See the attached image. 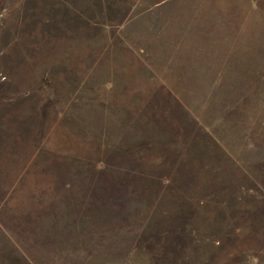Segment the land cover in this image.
Here are the masks:
<instances>
[{"label": "rangeland", "instance_id": "rangeland-1", "mask_svg": "<svg viewBox=\"0 0 264 264\" xmlns=\"http://www.w3.org/2000/svg\"><path fill=\"white\" fill-rule=\"evenodd\" d=\"M0 264H264V0H0Z\"/></svg>", "mask_w": 264, "mask_h": 264}]
</instances>
